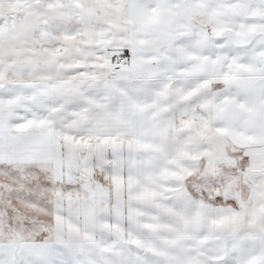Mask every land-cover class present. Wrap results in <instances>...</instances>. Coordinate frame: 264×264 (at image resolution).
Wrapping results in <instances>:
<instances>
[{
  "label": "snow or ice",
  "instance_id": "snow-or-ice-1",
  "mask_svg": "<svg viewBox=\"0 0 264 264\" xmlns=\"http://www.w3.org/2000/svg\"><path fill=\"white\" fill-rule=\"evenodd\" d=\"M0 264H264V0H0Z\"/></svg>",
  "mask_w": 264,
  "mask_h": 264
}]
</instances>
